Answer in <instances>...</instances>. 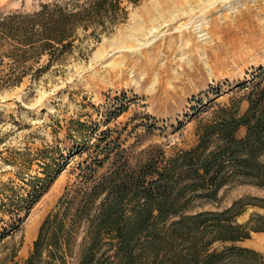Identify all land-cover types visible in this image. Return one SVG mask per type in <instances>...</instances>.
<instances>
[{"label": "trees", "instance_id": "16d2710c", "mask_svg": "<svg viewBox=\"0 0 264 264\" xmlns=\"http://www.w3.org/2000/svg\"><path fill=\"white\" fill-rule=\"evenodd\" d=\"M138 1L45 0L31 10L0 8V92L25 78L32 88L61 69L78 43L110 33L126 17L127 3ZM238 88L244 91L239 99L199 122L194 144L170 153L153 143L131 160L120 134L98 121L77 120L75 138L83 141L75 139L60 159L38 153L44 148L4 158L21 183L0 180V245L21 228L69 157L88 151L39 224L28 254L0 250V264H264L261 250L238 243L264 232V212L237 220L250 206L264 210V195L244 193L225 207H204L217 204L227 184L264 191V65L253 67ZM124 109L104 111L102 124Z\"/></svg>", "mask_w": 264, "mask_h": 264}, {"label": "rangeland", "instance_id": "374dc122", "mask_svg": "<svg viewBox=\"0 0 264 264\" xmlns=\"http://www.w3.org/2000/svg\"><path fill=\"white\" fill-rule=\"evenodd\" d=\"M41 1L45 0H0V8L31 10ZM144 1L127 3L126 17L110 33L78 43L61 69L44 74L32 88L25 78L0 92V180L14 177L16 184L21 183L14 176L15 167L4 158L28 149L44 148L46 152L38 153L56 159L67 155L75 139L83 141L75 138L77 120L98 121L100 128L108 126L113 134H120L131 160L153 143H160L167 153L190 146L196 142L199 122L208 119L218 105L239 99L244 91L238 84L253 67L264 65V0H191L192 20L181 16L172 24L160 25L158 32L149 34L147 29L123 41L133 12ZM210 1L214 4L208 10L205 4ZM246 105L241 100V111ZM117 106H124V111L102 124L104 111ZM87 156L85 150L69 157L21 228L2 241L0 250L17 247L18 258L28 254L42 219ZM244 193L264 195L247 183L227 184L219 191L218 203L204 207H225ZM254 210L264 212L250 206L237 220H246ZM244 243L264 252V232H253Z\"/></svg>", "mask_w": 264, "mask_h": 264}, {"label": "bare ground", "instance_id": "6f19581e", "mask_svg": "<svg viewBox=\"0 0 264 264\" xmlns=\"http://www.w3.org/2000/svg\"><path fill=\"white\" fill-rule=\"evenodd\" d=\"M190 2L191 0L144 1L142 6L140 8H137L133 12L129 20V25L127 26V29L124 31V33H126L127 35L125 34L126 36L122 38L123 41L124 40L129 41L131 39L133 40L135 35L145 32V30L147 29L150 32L149 34L153 32H158L159 31L158 27L160 25H162L163 23L172 24L174 21H178L179 18H181V16H184L189 20H192L195 17V12L194 9L191 8L192 5H189ZM213 4L214 2L207 3L205 4V6L209 10L212 8ZM168 26L170 27V25ZM193 27L195 30H198L200 28L199 24H195Z\"/></svg>", "mask_w": 264, "mask_h": 264}, {"label": "crops", "instance_id": "0c3cea01", "mask_svg": "<svg viewBox=\"0 0 264 264\" xmlns=\"http://www.w3.org/2000/svg\"><path fill=\"white\" fill-rule=\"evenodd\" d=\"M246 103H247V101H246ZM247 106V105H246ZM238 130H240V134H237L238 136H242L244 133H245V127L244 126H240L239 128H238ZM237 130V131H238ZM247 239V238H246ZM246 239H244V240H240L238 243H240V244H243V245H247V246H251V247H254V246H252V245H249V244H246V243H244V241L246 240ZM256 248V247H255ZM258 249V248H257ZM259 250H261V249H259ZM262 251V250H261ZM263 252V251H262ZM264 253V252H263Z\"/></svg>", "mask_w": 264, "mask_h": 264}]
</instances>
